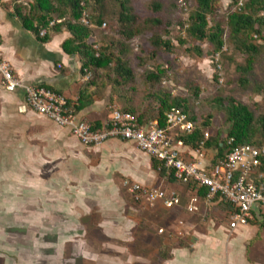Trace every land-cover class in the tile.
Here are the masks:
<instances>
[{"label":"rangeland","instance_id":"1","mask_svg":"<svg viewBox=\"0 0 264 264\" xmlns=\"http://www.w3.org/2000/svg\"><path fill=\"white\" fill-rule=\"evenodd\" d=\"M129 1L137 15L132 28L138 32L129 42H124L119 33L120 8L116 0H103L97 6L104 14L105 24L91 29V41L96 47L111 44L117 52L124 44L121 55L133 69L134 79L121 88L108 82L114 97L119 99L118 104L112 100L111 111L133 105L137 112L151 120L156 117L157 97L168 92L171 97L183 99L199 119L209 116L206 131L217 139L226 134L225 106L229 98L248 105L256 118L264 116L263 46L257 49L253 70L244 75L245 81L241 84L239 78L242 75L236 67L245 63L247 53L237 50L240 45L235 47L227 40V29L226 44L221 53H212L208 43L202 44L201 55L193 50L194 42L185 30V23L195 8L194 0ZM219 3L220 9L210 21L225 28L229 0H219ZM155 4L159 7L155 8ZM152 18L159 19V24H150L148 20ZM153 36L169 39L172 50L156 49L152 57ZM252 42L261 44L262 41L255 39ZM156 66L167 72L160 81L148 80L147 74L154 72ZM46 122L48 126L46 123L39 126L48 128L49 133L38 134L36 139H31L29 129L24 131L21 152L14 150L13 136H0V264H85L78 257L79 253H97L101 261L124 259L126 263L117 264H127L125 252L128 247L117 241V231L108 234L104 228L112 229L115 224H125L131 218L139 222L145 217L152 226H162L164 232H168L178 218H183L179 214L185 211V200L179 211L172 210L168 214L162 209L150 210L145 203L135 206L134 200L127 195L123 182L132 179L126 174L128 169H136L133 164L137 157L123 144L132 147L133 143L113 139L108 140L116 142L110 148L105 147L108 141L87 145L65 127L47 119ZM201 152L209 159L215 154L213 148ZM138 159L140 166L144 165L140 156ZM159 166L152 172L163 183L150 186L170 187L165 175H159ZM142 168L139 172L147 176L146 168ZM200 207L203 212L209 211L206 212L209 215L186 216L195 220L200 228L226 224L220 213L211 211L212 205ZM211 216L210 222L207 218ZM257 224L251 227L249 234L254 241L264 225ZM243 225H238L235 230L242 231ZM120 246L122 252L119 253Z\"/></svg>","mask_w":264,"mask_h":264},{"label":"crops","instance_id":"2","mask_svg":"<svg viewBox=\"0 0 264 264\" xmlns=\"http://www.w3.org/2000/svg\"><path fill=\"white\" fill-rule=\"evenodd\" d=\"M29 1L31 0H26L27 4ZM16 4L23 3L16 0H0V58L10 64L15 76L23 83L50 89L62 95L66 101L78 106V109H75L78 118L90 124L100 123L102 126L113 111L110 109L112 100L118 104L119 99L113 95L115 93H112L110 86L103 82L89 85V80L92 79L91 72L86 70L83 73L79 56L68 54L62 49L63 41L70 37L67 30L63 29L52 35L49 40L42 42L38 36L23 26L15 13L14 6ZM59 21L61 20H57V22ZM43 117L45 116L26 105L24 92L21 88L8 92L0 85V136H13L15 151H22L23 134L27 129L30 131L31 139L33 137L36 139L38 134L49 133L48 128L39 126L42 123H46L48 126L49 123L47 124L46 119L51 121ZM115 144L116 142L108 141L105 147L110 148ZM123 145L124 148H131L137 157L133 164L136 169H130V171L128 169L126 174L132 178L130 181L149 186L162 182L152 172L150 156L146 157L148 155L140 151L134 144L137 150L133 145L132 147L129 144ZM35 147L37 148L36 143ZM178 148L185 160H191L195 156V151L187 146H178ZM110 153L114 154L113 151ZM139 156L144 163L142 166L139 164ZM142 167L146 168L147 176H143L139 172L143 169ZM167 184L170 187L163 188L175 190L180 198L181 204L173 208H165L160 202L139 201L129 194L127 195L134 200L135 206L146 204L150 210L152 208L162 209L168 214L179 211L184 200L187 205L189 204L190 198L194 194L192 189L175 181H168ZM175 184H180L181 189L184 188V190H180V186ZM202 204L213 206L214 202L213 199L207 201L198 198L196 211L199 213L188 212L185 209L179 214L183 218H178L175 221L176 225L168 232H164L165 229L162 226L157 228L152 226L151 221L144 220L145 217L144 223L141 222L143 220L139 219L140 221L137 222L136 218H131L125 224H115L114 228H104V230L110 234L114 231L118 232L115 235L119 237L117 241H122L128 247L125 252L127 264L156 262L157 264H264V226H262L263 230H260V235L258 233L257 240L254 241V238L249 235L251 227L258 225L257 223L260 221L258 217L243 225L244 229L240 232L238 229L228 232L227 221L226 224H212L206 228H200L195 220H190L186 216H188L187 214L189 217L198 214L202 216L200 207ZM212 218L211 216L210 222ZM180 220L182 221L181 225L178 224ZM159 229L162 231L159 232ZM188 229L191 231L188 232ZM179 230L182 232L181 235L178 234ZM169 236L170 239H168ZM179 237L187 240L189 245L179 246L176 242ZM162 243H165L166 247L161 245ZM162 246L167 252L166 257L159 255V249ZM117 252H122L121 246ZM78 257L85 264L125 262L124 259L122 261L112 259L101 261L97 253L94 255L79 253Z\"/></svg>","mask_w":264,"mask_h":264},{"label":"trees","instance_id":"3","mask_svg":"<svg viewBox=\"0 0 264 264\" xmlns=\"http://www.w3.org/2000/svg\"><path fill=\"white\" fill-rule=\"evenodd\" d=\"M116 1L119 3L120 8L117 18L120 23L119 33L122 35L124 42H129L135 36V33H138L132 28L137 15L133 13L129 0ZM102 2L103 0H31L27 5L16 4L14 9L23 26L38 36L42 42L49 40L52 35L59 33L63 29L70 33V37L63 41L62 49L68 54H77L79 56L82 72L85 73L87 70L92 74L89 85L99 82L109 85L108 82L110 81L121 88V86L134 79L133 69L121 55L124 44L119 47L120 51L115 52V48L111 44H100L96 47L91 41V29L94 26L99 27L105 24L104 14L97 7ZM194 2L195 8L188 15L185 23V30L194 42L193 50L197 55H201L202 44L208 43L212 46V53H221L226 44L224 35L227 29V40L232 42L235 47L240 45L237 46V50L247 53L245 63L236 67L240 75H242L239 78V82L242 84L245 81L244 75L253 70L257 49L260 45L264 47V0H229V12L225 28L210 21L211 16H214L220 9L219 0H194ZM157 7H159L158 4H155V8ZM83 19H86L88 23H83ZM57 20L61 21L57 22ZM51 22H53L52 25H50ZM148 22L156 25L159 24L160 20L152 18ZM180 24L182 25V23ZM41 30L46 31L43 36L39 34ZM165 32L167 33L168 31L166 30ZM255 39L261 40V44L253 43L252 41ZM180 42L182 43L181 40ZM152 44L155 46L150 53L152 57L155 55L156 49L169 52L173 47L169 39L161 36H153ZM166 72L167 69L156 66L154 72L147 74V79L160 81ZM105 80L106 82H104ZM219 99L217 98V100ZM157 100L156 117L151 120H156L158 125L163 127L167 111L179 109L187 113L188 118L192 122V129L190 132H178L175 136L176 143L187 146L192 150L201 151L202 149L213 148L215 154L210 160V166L222 159L235 145L250 143L258 147L264 146V116L256 118L248 105L234 98L227 99L225 119L228 122V127L225 136H221L219 139L216 136H209L206 131V127L209 126V116H205L203 120L199 119L191 112L183 99L171 97L166 92L158 96ZM66 108L76 113L78 106L66 101ZM121 110L130 112L140 124L151 121L147 119L144 113L137 112L136 110L138 109L133 105H125ZM91 126L98 128L101 125L96 123L91 124ZM260 161L262 165L259 167V171L264 174V154L260 156ZM158 164L151 157L152 169H157ZM159 175H165L168 181L183 184L172 175L167 174L163 167L159 169ZM255 182L264 185V178H256ZM183 185L192 189L198 198L205 199L206 189L204 187L192 182ZM213 202L211 211H217L221 214L222 221L229 222L235 207L219 196L214 197ZM206 212L209 213L207 210L205 212L202 211V215L208 216L209 214ZM195 213L199 212L195 211ZM197 216L200 215L198 214ZM210 219L211 217L207 218V220ZM260 223L262 224L263 222ZM168 239H170V236ZM176 242L181 247L189 245L187 240L181 237L177 238ZM164 244L162 243L161 245ZM159 255L161 257H166L167 255L163 246L159 249Z\"/></svg>","mask_w":264,"mask_h":264},{"label":"built area","instance_id":"4","mask_svg":"<svg viewBox=\"0 0 264 264\" xmlns=\"http://www.w3.org/2000/svg\"><path fill=\"white\" fill-rule=\"evenodd\" d=\"M16 1L27 5L26 0ZM83 23L88 22L83 19ZM52 24L53 22L50 23ZM45 32L41 30L40 36ZM0 85L8 92L21 88L29 108L56 125L67 128L82 143L99 145L113 138L132 142L140 151L154 158L160 165L159 169L163 167L176 180L186 185L192 182L204 187L205 200L210 201L216 196L226 199L235 207L228 222V232L256 217L259 222L264 223V185L255 182L256 178H264V174L259 171L264 146L258 147L250 143L235 145L222 159L210 166L211 159L204 158L200 150H194L195 156L191 160L182 157L178 148L182 145L176 143L175 136L180 131L190 132L192 122L187 113L179 109L165 113L163 127L156 120L140 124L130 112L114 109L102 126L93 128L90 123L81 120L66 108L65 97L50 89L23 83L15 76L10 64L1 58ZM123 186L131 197L139 201L160 202L165 208H173L180 203V198L173 189L130 180H125ZM197 202L198 196L194 192L186 210L195 212ZM178 224L181 225L182 221H178ZM178 234L181 235L182 232L179 230Z\"/></svg>","mask_w":264,"mask_h":264}]
</instances>
